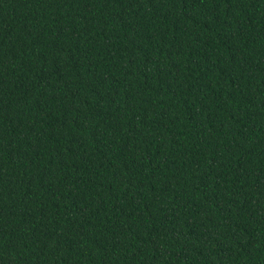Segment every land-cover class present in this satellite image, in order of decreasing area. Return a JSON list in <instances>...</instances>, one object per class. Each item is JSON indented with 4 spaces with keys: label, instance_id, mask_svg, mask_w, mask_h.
<instances>
[{
    "label": "trees",
    "instance_id": "trees-1",
    "mask_svg": "<svg viewBox=\"0 0 264 264\" xmlns=\"http://www.w3.org/2000/svg\"><path fill=\"white\" fill-rule=\"evenodd\" d=\"M0 264H264V0H0Z\"/></svg>",
    "mask_w": 264,
    "mask_h": 264
}]
</instances>
